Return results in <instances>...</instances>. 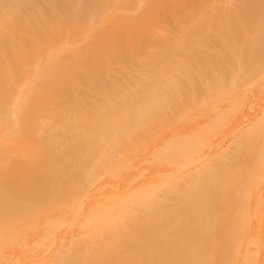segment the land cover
Returning a JSON list of instances; mask_svg holds the SVG:
<instances>
[{"label": "bare ground", "instance_id": "1", "mask_svg": "<svg viewBox=\"0 0 264 264\" xmlns=\"http://www.w3.org/2000/svg\"><path fill=\"white\" fill-rule=\"evenodd\" d=\"M0 264H264V0H0Z\"/></svg>", "mask_w": 264, "mask_h": 264}, {"label": "rangeland", "instance_id": "2", "mask_svg": "<svg viewBox=\"0 0 264 264\" xmlns=\"http://www.w3.org/2000/svg\"><path fill=\"white\" fill-rule=\"evenodd\" d=\"M147 16H149V15H147ZM150 25H151V26H159V25H161V24H160V22H159V25H158V23H157L156 20H154V19H150ZM42 184H44V182H42Z\"/></svg>", "mask_w": 264, "mask_h": 264}]
</instances>
